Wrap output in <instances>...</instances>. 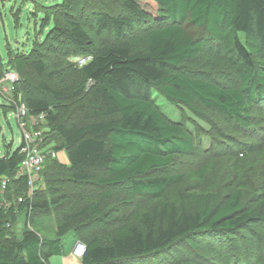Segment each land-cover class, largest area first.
Here are the masks:
<instances>
[{"label":"trees","instance_id":"trees-1","mask_svg":"<svg viewBox=\"0 0 264 264\" xmlns=\"http://www.w3.org/2000/svg\"><path fill=\"white\" fill-rule=\"evenodd\" d=\"M118 1L148 18L139 1ZM150 1L167 23L139 29L129 15L95 11L86 0L40 5L46 33L33 45H46L49 53L57 52L52 45L57 44L74 50L68 55L90 54L72 89L49 83L61 85V75L48 69L45 59L29 61L43 77L37 80L28 78V57L22 52L8 47L7 64L0 59V78L5 70L18 74L9 100H0V114L24 104L28 128H44L42 145L54 142L56 155L64 150L67 156V162L47 156L34 182L42 184L48 167L50 175L63 173L70 183L96 190L93 200L71 209H63L70 199L60 190L54 196L35 188L27 196V177H16L22 143L7 149L0 157V200L10 202L0 208V264H49L50 257L62 253L68 235L85 245L79 264H149L177 256L175 246L182 241L195 248L196 234L245 238L249 230L256 245L264 238L255 227L264 225V191L247 204L238 190L222 196L200 190L209 162L157 174L170 166L174 154H193L195 144L192 134L159 112L150 96L155 89L170 104L189 108L198 101L247 126L250 108L264 102V0ZM91 22L107 33L97 46L83 27ZM188 22L204 27L207 37H189ZM34 50L31 46L27 52ZM42 113L44 121L35 125ZM4 177L8 182L2 188ZM117 193L154 201L132 219L108 218L109 200ZM48 213L56 219L53 238L33 228L35 219Z\"/></svg>","mask_w":264,"mask_h":264},{"label":"rangeland","instance_id":"rangeland-1","mask_svg":"<svg viewBox=\"0 0 264 264\" xmlns=\"http://www.w3.org/2000/svg\"><path fill=\"white\" fill-rule=\"evenodd\" d=\"M55 1L0 0V59L5 65L7 64L8 47L16 53L22 52L19 55L28 57L24 60V69L28 71V78L31 80L43 77L38 76L29 66L30 59H45L48 69H56L57 74L61 75V85H57L50 80L49 83L69 90L77 85L79 80L78 70L87 61L90 54L88 52H77V56L68 55L69 53L74 54V50L67 48L66 45L57 44H52L57 52L49 53L47 51L48 46H40L37 43L33 45L36 37V40H38L44 37L46 33V30L41 29L40 26L44 17V10L40 5ZM137 1H139V7L143 9L148 17L145 20L130 12L118 0H86V3L91 5L95 11L129 15L133 19L136 28L139 29L167 23L164 12L155 11L152 1ZM52 9H55V7H51L47 11ZM83 27L96 46L107 35L106 32L98 30L94 22L83 25ZM184 29L191 38L207 37L208 35L204 27L189 22L184 24ZM31 46L36 49L32 54L27 52ZM23 53L27 54L24 55ZM66 55L68 56L66 57ZM150 96L159 112L165 115L169 121L182 124L192 134L195 144L193 154H174L170 166L158 171L157 174L186 172L209 162L210 170L200 181V190H210L220 196L229 191L238 190L241 192L242 202L254 204L253 199L255 196L264 191V102L254 104L250 108L249 117L246 118L247 126H245L237 124L231 117L223 113L204 107L198 101H194L193 108H189L183 104H170L155 89H152ZM14 112L7 111L6 115L2 112L0 114V157L5 154L7 149L12 151L20 143L22 132ZM53 145L54 142L49 141L46 147L52 148ZM66 158L64 150L59 151L56 155V159L61 162H67ZM44 171L42 184H39L41 182L38 184L34 182V188L33 186L31 188L27 187V196H30L35 188L43 194L50 192L54 196L60 190V192L69 194L70 199L68 200L69 204L63 209H71L94 199L96 190L93 188H80L70 183L63 173L50 175V168L48 167H45ZM46 178L48 181H45ZM16 192H19V190ZM153 201V199L146 197L129 200L122 193H117L115 198L109 200L106 216L110 218L124 215L132 219L137 211H142ZM6 203L10 204L9 201ZM35 220L34 229L46 237L53 238L55 236L56 219L53 214H41ZM255 227L260 229L262 235H264V225L256 224ZM244 233L247 236L245 238H241L240 235H230L229 237L222 235L215 238L207 234H196L197 245L195 248L182 241V243L175 246L178 248L177 256L171 258L161 256L153 261L150 260L148 263L264 264V238L260 245H256L252 238H249L252 237V233L249 230L244 231ZM247 238L253 242L248 243ZM209 239L214 240V242ZM76 241L75 237L68 235L64 239L63 247L72 244V242L74 244ZM55 257L58 258H53L51 264H57V261L62 259L61 256ZM74 264H78V262Z\"/></svg>","mask_w":264,"mask_h":264},{"label":"built area","instance_id":"built-area-1","mask_svg":"<svg viewBox=\"0 0 264 264\" xmlns=\"http://www.w3.org/2000/svg\"><path fill=\"white\" fill-rule=\"evenodd\" d=\"M90 56L87 60H89ZM86 62V61H85ZM84 62V63H85ZM83 63V64H84ZM18 79L17 73L13 70H5L2 77L0 78V97L3 100H9L11 92L13 91V84ZM15 116L18 124L21 128V139L22 143L21 151L23 152V158L19 164V168L16 173V177L25 175L27 177V186L34 188V181L39 176V172L44 166L45 159L47 156L55 157L56 151L52 148L42 145L44 141V129L40 128H28L29 121L26 117L27 109L24 104H20L16 107ZM45 114H39L34 118L35 125L40 124L44 121ZM8 182V178L4 177L1 180V187L5 188ZM22 197H18V201H22ZM6 200H0V208L8 207L10 204L6 203ZM85 250L83 242L77 240L72 250V256L80 260Z\"/></svg>","mask_w":264,"mask_h":264},{"label":"crops","instance_id":"crops-1","mask_svg":"<svg viewBox=\"0 0 264 264\" xmlns=\"http://www.w3.org/2000/svg\"><path fill=\"white\" fill-rule=\"evenodd\" d=\"M74 245H75V243L73 244V242H72V244L65 245L62 249V253L60 255H55V256H61V258H62L61 261L60 260L57 261V264H74L75 262L76 263L78 262V264H79V260L77 261V259H75L72 256V250L74 248ZM55 256H52L49 258V262H48L49 264H51V260L53 258H58Z\"/></svg>","mask_w":264,"mask_h":264}]
</instances>
